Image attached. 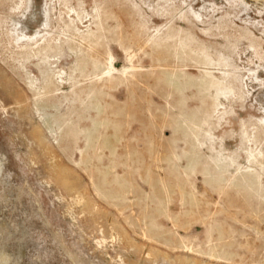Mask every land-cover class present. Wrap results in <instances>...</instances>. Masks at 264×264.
I'll return each instance as SVG.
<instances>
[{
    "label": "rangeland",
    "instance_id": "374dc122",
    "mask_svg": "<svg viewBox=\"0 0 264 264\" xmlns=\"http://www.w3.org/2000/svg\"><path fill=\"white\" fill-rule=\"evenodd\" d=\"M0 264H264V0H0Z\"/></svg>",
    "mask_w": 264,
    "mask_h": 264
}]
</instances>
